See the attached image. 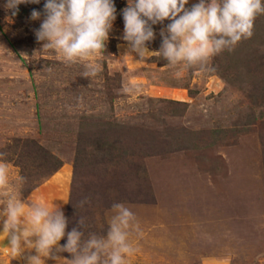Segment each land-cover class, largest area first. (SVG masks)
<instances>
[{
    "label": "rangeland",
    "instance_id": "obj_1",
    "mask_svg": "<svg viewBox=\"0 0 264 264\" xmlns=\"http://www.w3.org/2000/svg\"><path fill=\"white\" fill-rule=\"evenodd\" d=\"M4 3L0 264L36 255L35 207L61 208L66 232L81 231L83 247L92 235L106 236L114 202L130 207L139 224L126 264H264V14L251 41L212 57L205 70L169 67L156 54L124 56L117 20L106 51L66 65L36 40L43 16L30 14L42 12L44 0L19 5L16 16ZM89 62L100 71L85 78ZM10 200L23 205L21 256L2 230ZM76 254L53 248L55 259L41 253V264H72Z\"/></svg>",
    "mask_w": 264,
    "mask_h": 264
},
{
    "label": "clouds",
    "instance_id": "obj_2",
    "mask_svg": "<svg viewBox=\"0 0 264 264\" xmlns=\"http://www.w3.org/2000/svg\"><path fill=\"white\" fill-rule=\"evenodd\" d=\"M40 3L41 0H5L3 7L16 16L19 5ZM188 4L189 0H127L121 10V39L127 44L124 56L135 54L143 60L156 54L169 67L183 64L205 70L212 57L232 51L241 40L250 39L256 17L264 14V0H198L190 8L186 7ZM42 16L40 27L34 29L41 50H54L66 65H72L106 51L117 9L114 0H44L43 11L33 9L30 19L41 20ZM165 21H169L166 26ZM156 25L162 26L161 44L158 50H150L148 45L157 36ZM84 68L81 76L85 78L100 71V66L91 62L85 63ZM5 157L6 153L0 152V188L8 183ZM26 179L20 177L21 181ZM111 212L106 236L92 235L82 247L83 233L76 228L66 232L68 221L61 208L35 207L30 217L31 223L38 226L36 255L27 256L25 264H41V253L55 259L51 256L53 248L79 252L72 257V264H126V258L135 251L129 237L139 231V224L135 213L124 203L114 202ZM22 214L19 201L10 200L4 209L2 230L8 233V245L16 256L22 255L16 234ZM65 237L66 243L60 245Z\"/></svg>",
    "mask_w": 264,
    "mask_h": 264
},
{
    "label": "trees",
    "instance_id": "obj_3",
    "mask_svg": "<svg viewBox=\"0 0 264 264\" xmlns=\"http://www.w3.org/2000/svg\"><path fill=\"white\" fill-rule=\"evenodd\" d=\"M114 2H115V6H116V9H117V18H116V20L117 21H120V22H123V17H122V14H121V10L124 8V7H126L127 6V2H125L124 0H114ZM259 16V15H258ZM257 16V17H258ZM256 17V18H257ZM169 21H165L164 22V25L166 26V24L168 23ZM260 22V21H259ZM256 22H254V24H255ZM258 23V22H257ZM255 26H258V24L257 25H255ZM254 26V27H255ZM162 26L161 25H156V26H154V29H155V31H156V33H157V36H156V39L152 42V43H150V45H152V47H153V49H155V50H158L159 49V47H160V44H161V38H160V36H159V31H160V28H161ZM252 38V37H251ZM248 41H251V39H243V40H241L240 42H241V44H244V45H246L247 43H248ZM239 42V43H240ZM158 59V58H157ZM159 59H161V58H159ZM163 62H166V60L165 61H163ZM264 62H260V68L262 67V66H264V64H263ZM100 148H101V150L103 149L106 153L109 151H111L112 150V146L110 147V148H106V144H101L100 145ZM53 158V157H52ZM7 161H10V159H7ZM59 164H57L56 166H54V168L52 169V171H56L57 169H58V166ZM72 216V213L71 214H69V217H71ZM68 226V225H67ZM66 243V239L64 240V242H63V244H65ZM63 251V250H62ZM63 254L64 255H66V256H68V253L67 252H65V251H63Z\"/></svg>",
    "mask_w": 264,
    "mask_h": 264
}]
</instances>
